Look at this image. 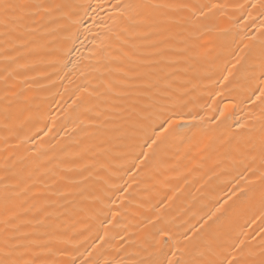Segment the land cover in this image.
<instances>
[{"label":"bare ground","instance_id":"6f19581e","mask_svg":"<svg viewBox=\"0 0 264 264\" xmlns=\"http://www.w3.org/2000/svg\"><path fill=\"white\" fill-rule=\"evenodd\" d=\"M264 264V0H0V264Z\"/></svg>","mask_w":264,"mask_h":264},{"label":"snow or ice","instance_id":"6c2138e0","mask_svg":"<svg viewBox=\"0 0 264 264\" xmlns=\"http://www.w3.org/2000/svg\"><path fill=\"white\" fill-rule=\"evenodd\" d=\"M232 264H235V262L233 261Z\"/></svg>","mask_w":264,"mask_h":264}]
</instances>
